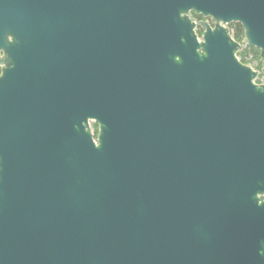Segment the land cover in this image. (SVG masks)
I'll list each match as a JSON object with an SVG mask.
<instances>
[{"label":"water","instance_id":"water-1","mask_svg":"<svg viewBox=\"0 0 264 264\" xmlns=\"http://www.w3.org/2000/svg\"><path fill=\"white\" fill-rule=\"evenodd\" d=\"M231 23L264 76V0H0V264H264Z\"/></svg>","mask_w":264,"mask_h":264},{"label":"trees","instance_id":"trees-1","mask_svg":"<svg viewBox=\"0 0 264 264\" xmlns=\"http://www.w3.org/2000/svg\"><path fill=\"white\" fill-rule=\"evenodd\" d=\"M192 18L194 21H203L205 20L203 17L191 13ZM228 29L232 38L238 42L239 44H244V31L240 24L238 23H231L228 25ZM201 28L196 30L197 35H201ZM237 57L239 58L240 62L245 65H250L252 62H256V70H261V59H260V52L256 48L244 46L238 53ZM95 133L97 136V125L94 124Z\"/></svg>","mask_w":264,"mask_h":264},{"label":"rangeland","instance_id":"rangeland-1","mask_svg":"<svg viewBox=\"0 0 264 264\" xmlns=\"http://www.w3.org/2000/svg\"><path fill=\"white\" fill-rule=\"evenodd\" d=\"M252 67H256V62H252L250 64ZM256 70V69H255ZM258 71V75H257V83L258 82H262L264 81V76L261 74V70H257ZM90 126H91V129L93 131V134L96 136V133H95V127H94V123L93 122H90Z\"/></svg>","mask_w":264,"mask_h":264},{"label":"flooded vegetation","instance_id":"flooded-vegetation-1","mask_svg":"<svg viewBox=\"0 0 264 264\" xmlns=\"http://www.w3.org/2000/svg\"><path fill=\"white\" fill-rule=\"evenodd\" d=\"M199 22H207L210 26H212L213 25V21L211 20V19H205V20H203V21H199ZM199 28H201V35H202V33H203V31H204V27L203 26H201V25H198L197 27H196V30L197 29H199ZM0 71H1V69H0Z\"/></svg>","mask_w":264,"mask_h":264},{"label":"built area","instance_id":"built-area-1","mask_svg":"<svg viewBox=\"0 0 264 264\" xmlns=\"http://www.w3.org/2000/svg\"><path fill=\"white\" fill-rule=\"evenodd\" d=\"M244 46H246V45H245V44H243V45H242V48H243ZM250 66H251V65H250ZM251 67H252V66H251ZM252 68H254V69H255V67H252Z\"/></svg>","mask_w":264,"mask_h":264}]
</instances>
